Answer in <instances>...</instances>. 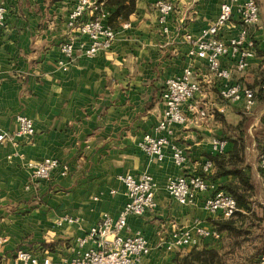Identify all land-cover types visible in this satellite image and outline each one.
Masks as SVG:
<instances>
[{
    "label": "crops",
    "instance_id": "crops-1",
    "mask_svg": "<svg viewBox=\"0 0 264 264\" xmlns=\"http://www.w3.org/2000/svg\"><path fill=\"white\" fill-rule=\"evenodd\" d=\"M155 1L137 0L135 13L115 28L117 38L107 52L86 56L87 45L81 44L87 39L78 37L76 61L64 71L58 65L63 58L60 47L75 35L67 25L75 0H0V7L6 9L0 30V135L4 137L0 141V239L4 240L0 264H12L19 250L49 257L52 264L73 259L76 239L105 213L115 218L123 210L128 199L118 177L125 174H150L158 187L156 210L128 217L126 234L143 233L153 248L141 264H177L178 256L194 249L215 251L223 264H243L237 258L244 249L243 236L228 232L221 233V240L202 239L195 248L170 252L160 245L175 228L216 229L220 218L203 207L205 196L195 205L182 206L166 190L169 178L193 174L202 163L220 157L213 150L215 139L228 142L220 157L227 166L215 168L210 182L219 191L238 187L246 193L251 211H242L243 219L259 228L264 243V173L259 166L264 90L251 113H245L241 104L224 101L219 85L208 77L207 62L188 57L191 46L184 36H199L230 0H174L169 34L159 29ZM256 2L261 17L259 27L252 29L257 53L248 71L235 73L234 80L258 93L264 80V0ZM125 23L130 27L125 28ZM240 30L234 19L221 38L228 41ZM232 65L230 59L222 60L223 67ZM188 66L202 88L184 112L191 118L205 110L209 116L196 124L173 126L170 140L188 158L178 167L168 150L165 160L158 162L139 144L146 134L164 135L156 127L165 108V81ZM18 115L32 119L33 137H14ZM45 158L68 164L69 175L56 173L49 181H33L27 164ZM68 215L75 222L58 225Z\"/></svg>",
    "mask_w": 264,
    "mask_h": 264
},
{
    "label": "built area",
    "instance_id": "built-area-1",
    "mask_svg": "<svg viewBox=\"0 0 264 264\" xmlns=\"http://www.w3.org/2000/svg\"><path fill=\"white\" fill-rule=\"evenodd\" d=\"M158 26L162 33H170V23L176 12L174 0H156ZM234 19L241 24L239 33L225 41L221 38L222 30ZM261 21L260 7L256 0H230L221 6L220 15L214 24L202 29L199 36L186 33L185 39L191 46L188 53L190 60H205L208 66V77L219 85L220 97L230 103L242 105L245 113H251L256 106V91L241 82L234 80V74H243L250 68V61L256 56L257 43L252 29L259 27ZM6 23V9L0 7V30ZM68 27L74 31L67 41L61 44L63 58L58 65L66 71L77 58L75 43L78 37L86 38L82 43L85 55L94 58L100 53L111 50L117 38V29L109 24V13L100 0H75L68 15ZM129 28L128 23L124 24ZM223 59H230L233 65L222 66ZM201 82L195 80L192 66L186 67L180 75L165 81L162 100L164 111L156 127L157 133L163 136L146 134L140 142V149L151 159L162 162L168 150L174 164L183 167L188 158L183 149L170 140L174 125L199 123L207 119L209 112L196 111L191 118L184 112L195 95L201 91ZM18 129L14 137H33L36 134L32 119L25 115L17 116ZM0 135V141L3 140ZM213 150L222 156L226 153V140L215 139ZM259 166L264 173V150L259 156ZM27 168L33 181H49L56 173L66 177L70 166L56 158H45L42 161H30ZM216 165L213 161L202 163L190 175H179L168 179L166 190L169 196L182 206L197 204L203 197V207L220 219H232L239 211L237 200L231 194L219 191L210 182ZM118 179L126 189L127 203L117 217L105 213L100 222L89 229L84 237L78 238L71 250L76 256L65 264H141L150 255L152 246L141 232L127 235L128 217L143 216L153 213L157 207V183L152 175L143 174L135 177L130 174L120 175ZM114 193V192H112ZM72 216L62 217L58 225L72 224ZM221 240L222 234L216 229L207 230L199 225L193 228H175L160 245L167 251H179L195 248L202 239ZM4 243L0 239V245ZM89 243L93 246L87 247ZM12 264H52L49 257L39 258L28 250H19L14 255ZM258 264H264V252Z\"/></svg>",
    "mask_w": 264,
    "mask_h": 264
},
{
    "label": "trees",
    "instance_id": "trees-1",
    "mask_svg": "<svg viewBox=\"0 0 264 264\" xmlns=\"http://www.w3.org/2000/svg\"><path fill=\"white\" fill-rule=\"evenodd\" d=\"M100 2L104 3L105 9L109 13V24L116 28L121 23L126 22L129 20L130 16L135 13L136 11V5L137 0H100ZM260 90L257 93L256 92V98L258 99L264 90V80L260 82ZM251 88V87H250ZM241 126V125H240ZM264 150V148H263ZM262 150V151H263ZM222 157V156H220ZM220 157L214 158V163L216 165V168L219 170H225L226 162L223 159H220ZM237 160H239V156L237 157ZM221 174V173H220ZM240 179L244 180V183L246 179L244 176L239 174ZM229 191H225L237 200L238 208L240 211H238L235 216H238V220L232 219L223 220L220 219V221L216 222V230L220 233L228 232L230 235H236V236H243V234L248 235V229H245V219H243L244 214L249 213L251 211L249 204L247 202V195L246 193H242L239 191L238 187H231L228 189ZM242 211H245L246 213H242ZM177 264H223L222 259L218 256V254L215 251H197L193 250L191 253L183 256V257H177L176 258Z\"/></svg>",
    "mask_w": 264,
    "mask_h": 264
},
{
    "label": "rangeland",
    "instance_id": "rangeland-1",
    "mask_svg": "<svg viewBox=\"0 0 264 264\" xmlns=\"http://www.w3.org/2000/svg\"><path fill=\"white\" fill-rule=\"evenodd\" d=\"M248 225L245 229H248V235L243 234V238L240 239L244 245V249L237 253V258L241 257L243 264H258L260 255L264 252V243L260 239V232L258 227L251 226V221L245 220ZM204 240V239H203Z\"/></svg>",
    "mask_w": 264,
    "mask_h": 264
}]
</instances>
